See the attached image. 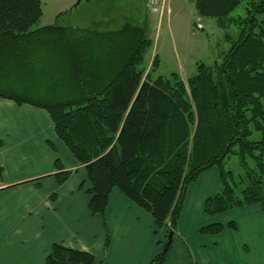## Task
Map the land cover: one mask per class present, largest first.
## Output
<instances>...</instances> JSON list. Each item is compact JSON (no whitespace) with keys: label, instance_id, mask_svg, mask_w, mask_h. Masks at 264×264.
<instances>
[{"label":"trees","instance_id":"16d2710c","mask_svg":"<svg viewBox=\"0 0 264 264\" xmlns=\"http://www.w3.org/2000/svg\"><path fill=\"white\" fill-rule=\"evenodd\" d=\"M194 9L233 32L226 33L222 60L197 64L184 83L177 73L153 77L157 59L146 73L152 41L139 27L124 24L106 33L36 28L40 0H0V79H15L0 86V98L48 113L56 137L86 173L92 215L105 213L116 189L151 216L165 234L150 264H163L186 188L203 172L216 169L221 185L204 203L206 216L253 205L264 212V0H195ZM20 80L41 99H29ZM231 157L243 175L224 169ZM68 176L56 174L57 183ZM223 228L211 224L200 233L217 235ZM46 264L95 259L53 245Z\"/></svg>","mask_w":264,"mask_h":264},{"label":"crops","instance_id":"0c3cea01","mask_svg":"<svg viewBox=\"0 0 264 264\" xmlns=\"http://www.w3.org/2000/svg\"><path fill=\"white\" fill-rule=\"evenodd\" d=\"M14 80L0 79V86ZM0 168V264H46L53 245L89 253L95 264H150L161 252L164 231L120 191L112 190L103 215L90 213L86 173L45 110L0 98ZM61 172L69 176L58 184ZM220 190L216 169L188 185L163 264H264V212L253 205L206 216L205 201ZM211 224L224 228L200 233Z\"/></svg>","mask_w":264,"mask_h":264},{"label":"rangeland","instance_id":"374dc122","mask_svg":"<svg viewBox=\"0 0 264 264\" xmlns=\"http://www.w3.org/2000/svg\"><path fill=\"white\" fill-rule=\"evenodd\" d=\"M40 2L42 17L36 28L52 25L106 33L117 31L124 24L144 27L145 35L152 41V47L144 60L146 73L151 69L153 60L157 59L158 69L153 77H168L177 73L184 83L196 73L197 64L212 66L214 62L222 60V56L229 48L225 41L226 33L233 32L231 28L224 30L219 28L214 20L199 18L193 2L186 0H167L163 14L159 17V19L163 17L159 28L158 13L152 12L148 0H40ZM240 12L242 8L234 14ZM16 56L17 53L12 52L11 59ZM28 80L30 81L29 78ZM20 82L29 99H41L33 94L34 87L31 89L25 81ZM55 94L58 93L55 91ZM224 169L234 175L244 174L236 157L226 160ZM85 183V188H89L87 179ZM235 196H240L238 190Z\"/></svg>","mask_w":264,"mask_h":264},{"label":"built area","instance_id":"2783aa9c","mask_svg":"<svg viewBox=\"0 0 264 264\" xmlns=\"http://www.w3.org/2000/svg\"><path fill=\"white\" fill-rule=\"evenodd\" d=\"M186 1L193 2L194 0H186ZM166 2L167 0H148L152 12L158 13L159 16L163 14V10Z\"/></svg>","mask_w":264,"mask_h":264},{"label":"water","instance_id":"95a60500","mask_svg":"<svg viewBox=\"0 0 264 264\" xmlns=\"http://www.w3.org/2000/svg\"><path fill=\"white\" fill-rule=\"evenodd\" d=\"M172 236H173V233L170 232L168 234V240H167V243L164 246L163 252H166L168 250V247H169V245L171 244V241H172Z\"/></svg>","mask_w":264,"mask_h":264}]
</instances>
